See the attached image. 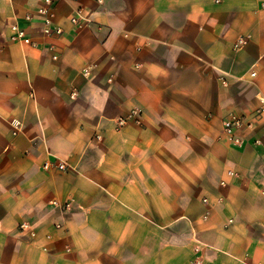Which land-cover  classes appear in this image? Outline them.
Masks as SVG:
<instances>
[{"label": "crops", "instance_id": "crops-1", "mask_svg": "<svg viewBox=\"0 0 264 264\" xmlns=\"http://www.w3.org/2000/svg\"><path fill=\"white\" fill-rule=\"evenodd\" d=\"M43 2L0 0V264H264V0Z\"/></svg>", "mask_w": 264, "mask_h": 264}, {"label": "built area", "instance_id": "built-area-1", "mask_svg": "<svg viewBox=\"0 0 264 264\" xmlns=\"http://www.w3.org/2000/svg\"><path fill=\"white\" fill-rule=\"evenodd\" d=\"M62 0H44L42 6L40 7L38 11V16L43 18V33L48 38L53 37H59L63 34V30L57 26H55L54 23V12H55V6L58 2ZM72 1V0H69ZM28 20L31 19V17H27ZM71 23L77 28H82L86 23H88V19L85 16V12L82 8L76 9L74 11V14L71 18ZM13 30L15 31L14 40L23 41L25 43H32L29 38L25 36V33L23 30L19 29L18 26H14ZM249 44V38H240L236 41L234 48L235 50H240L244 47H246ZM84 74L88 76L90 74V68L84 70ZM255 76V74H253ZM73 96H76V93L73 94ZM258 101L260 103V106L256 110V115L261 116L264 114V95L259 93L257 95ZM136 111H133L129 116L119 119L118 124L120 126H124L129 122L132 118H135ZM252 124L248 123L246 118L243 117H237V116H231L224 120L223 122V130L227 136V138L230 140L231 144L235 146H241L242 141L239 137L236 136L237 132L240 130L247 129L251 127ZM58 169L61 171L66 170L67 166L65 164H59ZM51 168L50 164L45 165V169L48 170ZM230 175H233V171L228 172ZM55 205H58V202L55 203ZM196 264H201L200 260L196 261Z\"/></svg>", "mask_w": 264, "mask_h": 264}]
</instances>
